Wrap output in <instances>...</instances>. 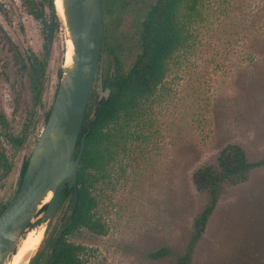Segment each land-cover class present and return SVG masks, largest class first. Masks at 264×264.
<instances>
[{"label": "rangeland", "instance_id": "obj_1", "mask_svg": "<svg viewBox=\"0 0 264 264\" xmlns=\"http://www.w3.org/2000/svg\"><path fill=\"white\" fill-rule=\"evenodd\" d=\"M33 1L50 21L48 0ZM119 1L104 0V5L117 6ZM16 4L18 54L11 71L0 79V113L4 110L8 116L7 132L18 135L25 124L30 129L20 149L0 138V151L13 167L0 181V210L15 197L23 163L46 124L70 40L58 14L53 50L47 57L49 40L43 35L48 29L27 13L22 0ZM140 9L138 5L131 13L105 20L110 34L132 33L143 13ZM180 21L184 44L170 59L156 94L130 123V137L95 184V215L105 224L106 234L83 228L71 238L84 247L85 264H175L191 239L195 219L209 202V193L197 189L194 174L203 167H217L228 144L241 145L250 162L264 160V0H201L194 12L182 9ZM33 54L48 60L38 105L28 72L20 69L21 58ZM0 66L4 69V58ZM42 216L27 234H43ZM162 247L172 255L161 260L149 256ZM194 264H264V165L252 170L245 183L225 185Z\"/></svg>", "mask_w": 264, "mask_h": 264}, {"label": "trees", "instance_id": "obj_2", "mask_svg": "<svg viewBox=\"0 0 264 264\" xmlns=\"http://www.w3.org/2000/svg\"><path fill=\"white\" fill-rule=\"evenodd\" d=\"M199 1L201 0H155L144 19L133 25V32L130 34L118 32L112 36L106 23L102 78L104 89H110L111 94L108 98L99 100L98 71L77 145L78 154L82 138L85 136V149L77 187L69 188L68 185L65 187L56 217L58 222L53 232L44 239L32 264H85L84 247L72 242L71 238L83 228L97 235L106 234L105 224L95 215L98 205L94 195L95 184L104 176L106 169L116 158L121 144H125L130 137L126 133L130 123L140 116L143 103L156 94L168 74L170 59L184 44V28L180 21L181 10L196 11ZM48 4L53 13V0H48ZM30 8V14L45 24L48 30L44 35L50 40L52 17L47 23L43 9H37L35 2H30ZM124 9L122 3L111 7L105 6L103 0L105 20L123 12ZM46 69L47 60L35 55L30 71V90L35 105L41 102ZM61 76L62 68L59 72V77ZM51 109L52 107L46 114V122ZM1 122L6 125L4 115H1ZM27 131L28 126L25 125L19 135H7L14 148L22 147L28 136ZM29 159L30 157H27L23 163L16 195ZM263 165L264 160L250 162L241 145L228 144L220 153L217 167H203L194 174L197 189L209 193V202L195 219L191 239L184 254L177 257L175 264H194L196 248L218 205L225 185L236 186L245 183L250 172ZM12 168L6 153L1 151L0 181L10 174ZM7 207L8 205L3 206L0 214ZM46 208L47 206H44L40 214ZM34 227L33 223L30 224L29 230ZM171 255L172 251L169 248L162 247L149 256L154 260H161Z\"/></svg>", "mask_w": 264, "mask_h": 264}, {"label": "water", "instance_id": "obj_3", "mask_svg": "<svg viewBox=\"0 0 264 264\" xmlns=\"http://www.w3.org/2000/svg\"><path fill=\"white\" fill-rule=\"evenodd\" d=\"M61 1L74 46L72 62L68 65L65 60L51 113L30 156L19 192L0 214V264L10 262L30 224L47 206L40 219L45 225L43 242L56 220L65 187H77L85 136L78 154L77 145L98 70L99 100L111 94L110 89H104L102 78L105 58L103 0ZM53 9L49 55L58 16L55 0ZM35 256H31L27 264H32Z\"/></svg>", "mask_w": 264, "mask_h": 264}, {"label": "flooded vegetation", "instance_id": "obj_4", "mask_svg": "<svg viewBox=\"0 0 264 264\" xmlns=\"http://www.w3.org/2000/svg\"><path fill=\"white\" fill-rule=\"evenodd\" d=\"M16 1L17 0H0V60L2 58H4V60H5V67H4V69H2V66H0V79H1V77L3 75L8 74L11 71L12 63H13L12 62V59H14L13 57H15L18 54L17 46L15 44V39H16V35H17V20H16V18H17V7H16V5L17 4H16ZM115 1H118V0H115ZM154 1L155 0H120L119 3H118V5L122 3L125 6V9L120 14H127L128 12L131 13L132 11L135 10V8L138 5H140V7H141L140 10L143 13L136 18V20L134 21V24H135L137 21H142L144 19L145 14L151 9L152 5L154 4ZM22 2H23V4L26 7L27 13L34 18V16L30 14V10H31V8H30V2H34V1L33 0H22ZM37 9H39V8L37 7ZM39 10H41V9H39ZM43 12H44V10H43ZM51 17H52L51 20H52V23H53V13L52 12H51ZM44 19L47 21V23L49 22L46 19L45 14H44ZM36 21H38V20H36ZM38 22L43 23L42 21H38ZM104 22L106 24L105 18H104ZM43 25L45 26L44 23H43ZM57 25L58 24H57V18H56V26ZM105 27H106V25H105ZM51 28H52V26H51ZM132 32H133V30H132ZM50 33H51V30H50ZM43 36L45 38V35H43ZM49 44H50V40H49ZM49 44H48L47 57L50 58L51 55H49ZM35 55L38 58H40L37 54H33V56L31 58H26V59L25 58L24 59L21 58L22 65H21V68L20 69H21V71H27L28 72L29 83H30L31 62L33 61ZM47 57L44 58V59L47 60ZM44 59H42V60H44ZM47 65H48V60H47ZM97 74H98V72H97ZM96 78H97V76H96ZM95 82H96V80H95ZM29 88H30V85H29ZM100 92H101V89L99 90V93ZM1 115H4L5 116V118H6V125H3L2 124V122H1ZM25 125L28 126V131H27L28 136H27L26 140L24 141L22 147L25 145V143H26V141L28 140V137H29L30 124H25ZM25 125H24V127H23L22 130H24ZM0 129H1L0 138L1 137H5L9 141V138L7 137V135H14V136H16L15 134H12V133H9V132L6 131L8 129V116H7V114H6V112L4 110H2L1 113H0ZM21 131H20V133H21ZM9 143L11 144L10 141H9ZM1 147H2V145L0 143V149H1ZM1 151H4V150L2 149ZM15 197H16V194H15ZM14 198H13V200H14ZM10 203H8L6 205L9 206Z\"/></svg>", "mask_w": 264, "mask_h": 264}, {"label": "bare ground", "instance_id": "obj_5", "mask_svg": "<svg viewBox=\"0 0 264 264\" xmlns=\"http://www.w3.org/2000/svg\"><path fill=\"white\" fill-rule=\"evenodd\" d=\"M57 12L59 16L64 19V10L62 6L61 0H55ZM68 48L67 51V59L66 63L69 65L72 62V55H73V43L71 40L68 41ZM52 194H50L49 198L50 200ZM43 234H36L35 231L29 232L25 238L20 242L17 252L13 255L12 261L8 264H26L28 260L30 259V256L35 252V250L38 248V246L41 244V241L43 239Z\"/></svg>", "mask_w": 264, "mask_h": 264}]
</instances>
